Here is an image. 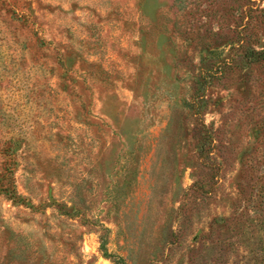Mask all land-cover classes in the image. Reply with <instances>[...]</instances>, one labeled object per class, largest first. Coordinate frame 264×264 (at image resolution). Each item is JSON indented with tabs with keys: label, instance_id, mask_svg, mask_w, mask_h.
I'll use <instances>...</instances> for the list:
<instances>
[{
	"label": "rangeland",
	"instance_id": "1",
	"mask_svg": "<svg viewBox=\"0 0 264 264\" xmlns=\"http://www.w3.org/2000/svg\"><path fill=\"white\" fill-rule=\"evenodd\" d=\"M0 264H264V0H0Z\"/></svg>",
	"mask_w": 264,
	"mask_h": 264
}]
</instances>
